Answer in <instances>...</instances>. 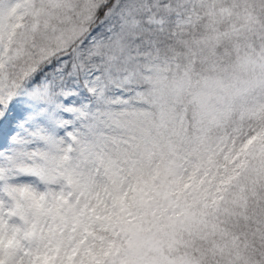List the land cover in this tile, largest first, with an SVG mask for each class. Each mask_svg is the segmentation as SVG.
<instances>
[{
	"label": "snow or ice",
	"instance_id": "6c2138e0",
	"mask_svg": "<svg viewBox=\"0 0 264 264\" xmlns=\"http://www.w3.org/2000/svg\"><path fill=\"white\" fill-rule=\"evenodd\" d=\"M0 264H264V0H0Z\"/></svg>",
	"mask_w": 264,
	"mask_h": 264
}]
</instances>
